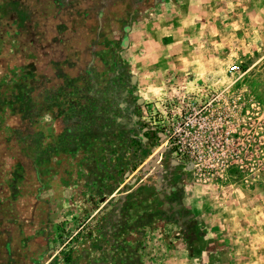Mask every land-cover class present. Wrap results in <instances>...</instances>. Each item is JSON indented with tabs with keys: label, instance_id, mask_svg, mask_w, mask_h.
<instances>
[{
	"label": "rangeland",
	"instance_id": "obj_1",
	"mask_svg": "<svg viewBox=\"0 0 264 264\" xmlns=\"http://www.w3.org/2000/svg\"><path fill=\"white\" fill-rule=\"evenodd\" d=\"M0 264H264V0H0Z\"/></svg>",
	"mask_w": 264,
	"mask_h": 264
},
{
	"label": "built area",
	"instance_id": "obj_2",
	"mask_svg": "<svg viewBox=\"0 0 264 264\" xmlns=\"http://www.w3.org/2000/svg\"><path fill=\"white\" fill-rule=\"evenodd\" d=\"M240 70V67L239 66H233L231 69H230V72H238Z\"/></svg>",
	"mask_w": 264,
	"mask_h": 264
}]
</instances>
